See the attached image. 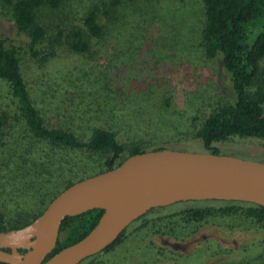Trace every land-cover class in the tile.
<instances>
[{"label": "trees", "instance_id": "obj_1", "mask_svg": "<svg viewBox=\"0 0 264 264\" xmlns=\"http://www.w3.org/2000/svg\"><path fill=\"white\" fill-rule=\"evenodd\" d=\"M66 1L0 0V3L9 11L17 29L29 37L30 54L40 55L44 61L55 56L57 48L91 53L95 41L103 39L110 43L108 39L117 32L119 7L124 0L83 1L86 5L81 10V25L75 24L68 29L57 15L58 11L65 15ZM200 15V47L206 57L218 58L224 66L232 95L212 103L201 115L184 118L177 116L171 109L172 102L163 96L167 102L163 105L160 100V108L169 116H153L148 119L152 121L148 128L140 125L141 122L132 129L119 124V119H127L129 115L128 112L117 113L124 88L111 87L110 78L104 75L106 80L101 83L85 84L81 80L79 86L77 79L73 80L71 94L64 100L70 106L46 116L31 96L21 65L20 48L9 43L7 37L0 36V230L31 222L66 186L110 169L130 154L165 146L186 149L181 143L191 137L201 139L203 151L215 153H228L222 152L215 142L232 136L264 139V0H200ZM46 39L48 43L44 46L48 50L41 54L39 46ZM79 88L86 91L80 95L81 102L93 113L86 116L88 128L80 125L82 129L77 130L56 121L76 105L73 101ZM86 110H75L78 113L75 118L83 116ZM179 112L182 115V111ZM138 117L139 121L143 120L140 115ZM119 133H124L126 139L122 140ZM202 200H214L217 204L180 208L171 215L177 217L168 218L166 223L162 216L154 221L161 220L158 225L162 227L169 223L170 228L175 225L184 228L192 222L207 221L211 216L235 215L264 227L263 205L240 200ZM166 206L152 207L134 219L101 251L120 242L132 223ZM102 212V208L95 207L65 216L56 245L47 257L82 238ZM148 223L145 219L142 226ZM101 251L78 264H105L96 258ZM0 264L10 263L0 261Z\"/></svg>", "mask_w": 264, "mask_h": 264}, {"label": "rangeland", "instance_id": "obj_2", "mask_svg": "<svg viewBox=\"0 0 264 264\" xmlns=\"http://www.w3.org/2000/svg\"><path fill=\"white\" fill-rule=\"evenodd\" d=\"M83 1L90 0H67L65 15L57 12L65 28L81 25V10L86 5ZM123 4L119 7L117 32L108 39L110 43L95 41L91 53L57 48L56 55L44 61L40 55L30 54L29 37L17 29L9 11L0 3V36L20 48L31 96L46 116L70 106L64 100L71 94L73 80L77 79L79 86L81 80L85 84L101 83L106 80L102 75L110 78L111 87L123 86L124 97L117 113H129L127 119H119V124L129 129L137 122L148 128L152 122L148 119L153 116H169L160 108L159 101L165 105V98L172 102L171 109L177 116L184 118L201 115L212 103L231 97L228 72L218 58L206 57L200 47V0H124ZM45 43L47 39L39 46L41 54L48 50ZM82 93L86 91L79 88L73 101L76 105L57 123L77 130L82 129L80 125L88 128L86 116L92 110H86L85 102H81ZM78 109L86 112L75 118ZM119 137L126 139L124 133H119ZM215 144L222 152L264 161L262 138L232 136ZM181 145L188 150H203L198 137ZM205 204L217 202L186 200L150 211L127 228L120 242L96 258L105 264H264V227L259 223L235 215H216L184 228L175 225L173 229L169 223L162 227L158 225L161 220L154 221L162 216L164 222L177 217L171 215L180 208ZM145 219L149 223L142 226Z\"/></svg>", "mask_w": 264, "mask_h": 264}, {"label": "water", "instance_id": "obj_3", "mask_svg": "<svg viewBox=\"0 0 264 264\" xmlns=\"http://www.w3.org/2000/svg\"><path fill=\"white\" fill-rule=\"evenodd\" d=\"M202 199L264 206V161L170 146L130 154L118 165L66 186L31 222L0 230V261L78 264L115 241L152 207ZM95 207L103 209L96 224L82 238L47 257L64 217Z\"/></svg>", "mask_w": 264, "mask_h": 264}]
</instances>
